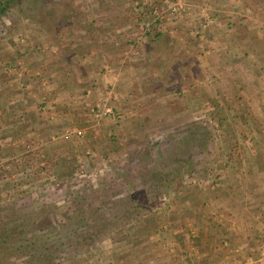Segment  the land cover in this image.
I'll return each instance as SVG.
<instances>
[{
  "label": "rangeland",
  "instance_id": "rangeland-1",
  "mask_svg": "<svg viewBox=\"0 0 264 264\" xmlns=\"http://www.w3.org/2000/svg\"><path fill=\"white\" fill-rule=\"evenodd\" d=\"M3 1L0 264H264V0Z\"/></svg>",
  "mask_w": 264,
  "mask_h": 264
},
{
  "label": "crops",
  "instance_id": "crops-1",
  "mask_svg": "<svg viewBox=\"0 0 264 264\" xmlns=\"http://www.w3.org/2000/svg\"><path fill=\"white\" fill-rule=\"evenodd\" d=\"M262 9H263V11H264V6L262 7ZM251 11H253V10H251ZM263 14H264V12H263ZM158 36L157 37H160V33H158L157 34ZM263 36H264V34H263ZM153 49H155V48H153V46H150L149 47V49H148V51H152V53L154 52L153 51ZM180 54V55H179ZM156 56H165L166 57V60H167V62H169V64L171 63V65L172 64H174V61H178V60H180V57H181V55H182V58H181V61H184V60H186L185 62H187L188 63V61H189V59L187 58V57H185L183 54H182V52H180V51H177V50H175V48H174V44H173V42H171L169 45H167L166 47H158L157 48V52H156V54H155ZM209 59V57H207V60ZM210 61V60H209ZM181 64V63H180ZM204 65L206 64L205 62L203 63ZM182 65H184V64H181V66ZM203 65V66H204ZM169 69H170V66H169ZM186 69V68H185ZM130 73H132V71H130V70H127V71H124V74H123V83L125 84L126 83V77L127 76H129V74ZM174 71H171V74H167V77H175L174 76ZM186 73L188 74L189 72H187V70H186ZM185 72H183L182 71V73L180 72L179 73V75H178V79H177V81H176V83H180L181 81H184L185 80V74H186ZM181 77V78H180ZM167 82H169V80H167ZM174 80L172 81V82H170L167 86L168 87H170L169 89H174V85H172V84H174ZM168 87L166 88V90L168 89ZM237 172H241L240 170H238ZM232 174H234V172H232ZM237 179V178H236ZM236 182H237V180H235ZM260 183H262V182H260ZM231 187H233V186H231ZM256 188V187H255ZM231 191L229 190V193H230ZM261 193H263V192H261ZM251 194H252V196H251ZM260 194H258V190L257 189H249V200H251V197H257V196H259ZM223 200H226V198L225 199H222V201ZM221 201V200H220ZM253 201V200H252ZM251 201V202H252ZM250 202V203H251ZM249 203V204H250ZM249 215H251V217L249 216V223H247V226H248V230L249 231H251L250 230V228L252 229V227H251V224H253V223H256V222H254V221H258V219H259V216L258 217H256V220H255V217H254V215L253 214H250V212H249ZM219 218V217H218ZM218 218H214V220L215 219H218ZM224 219H226V218H223V220ZM227 219H229V218H227ZM223 220H221V221H223ZM226 224H228V223H226ZM233 226H235V225H233ZM233 226H230L229 227V230L230 231H233V229H234V227ZM210 228H213V227H210ZM236 231V230H235ZM227 232V231H226ZM213 235L212 234H208V235H206V238L207 239H205V240H201V238H197V241H199V242H197L199 245L201 244V246H202V250H200L199 252H200V254L203 252V251H205V250H207L206 248L208 247V245L211 243V241H213ZM237 237H239L240 239L241 238H243L242 239V241H243V243H241V240H236V237H235V244L237 245V247H235V248H238V246H241V247H244V246H249L250 244H249V242L248 241H246L247 240V238L248 237H250L249 236V232H248V234H247V236H245L244 235V232H242L241 230H240V234L237 236ZM223 239V238H222ZM227 241L228 239H223V240H221V242L222 241ZM228 242L230 243H232L233 244V240H228ZM225 245H227V243L225 244ZM232 246V245H231ZM204 247H205V249H204ZM226 247H228L229 248V246H226ZM250 247V246H249ZM204 249V250H203ZM242 249V248H241ZM236 251H239L238 249L236 250ZM200 256V255H199ZM238 256V255H237ZM236 256V257H237ZM203 257V256H202ZM202 257H199V259H202ZM206 258H208L209 259V261L211 260V258H213V256H206L205 258H203V261H207L206 260ZM214 259V258H213ZM239 264H240V262H238Z\"/></svg>",
  "mask_w": 264,
  "mask_h": 264
},
{
  "label": "trees",
  "instance_id": "trees-1",
  "mask_svg": "<svg viewBox=\"0 0 264 264\" xmlns=\"http://www.w3.org/2000/svg\"><path fill=\"white\" fill-rule=\"evenodd\" d=\"M9 8H10V4L7 3L6 1L1 0L0 1V16L3 13H5ZM21 227H23V228H20V230H18V229L15 230L16 233H14L12 237L18 236V238H16V240L14 241L15 246L19 245L20 243H24V244H20L19 247H15L12 249L11 248H5L6 250L4 252V255L5 256H9V255L16 256L17 252H20L22 256H26V257L29 256L31 260L41 261L43 259L44 253L40 249L36 248L37 242H36V239L34 238V234H35L34 231L35 230L33 231L32 230L33 228L27 229V227H25V226H21ZM28 232L30 234L29 238H26V237L21 238V235H24L25 233H28ZM9 237H11V236H9ZM1 241H3V240H0V251L3 254L4 246L2 245ZM27 241H29L30 246H33V248H32V250L28 251L27 252L28 254L26 255L24 253L29 249V247L27 245H25V243ZM3 243H5V242H3ZM41 249H43V248H41Z\"/></svg>",
  "mask_w": 264,
  "mask_h": 264
},
{
  "label": "built area",
  "instance_id": "built-area-1",
  "mask_svg": "<svg viewBox=\"0 0 264 264\" xmlns=\"http://www.w3.org/2000/svg\"><path fill=\"white\" fill-rule=\"evenodd\" d=\"M170 12H171L172 15H177L179 13V9L174 6V7L171 8ZM68 134L66 135L67 138H69ZM79 134L81 135L82 132L79 131Z\"/></svg>",
  "mask_w": 264,
  "mask_h": 264
}]
</instances>
